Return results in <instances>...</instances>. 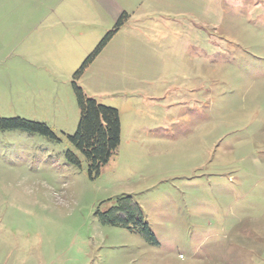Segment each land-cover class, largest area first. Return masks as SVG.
<instances>
[{
    "label": "rangeland",
    "instance_id": "1",
    "mask_svg": "<svg viewBox=\"0 0 264 264\" xmlns=\"http://www.w3.org/2000/svg\"><path fill=\"white\" fill-rule=\"evenodd\" d=\"M112 2L0 0V119L54 136L0 128V264H264V0ZM72 82L120 117L94 178ZM125 198L153 243L99 223Z\"/></svg>",
    "mask_w": 264,
    "mask_h": 264
},
{
    "label": "trees",
    "instance_id": "2",
    "mask_svg": "<svg viewBox=\"0 0 264 264\" xmlns=\"http://www.w3.org/2000/svg\"><path fill=\"white\" fill-rule=\"evenodd\" d=\"M127 18V13L119 14L112 30L102 38L74 73L75 79L84 73L85 69L124 25ZM71 84L79 110V121L76 131L68 137V141L85 160L89 177L94 178L99 175L102 166L109 162L120 144V117L115 108L99 104L95 99L87 97L75 82ZM0 128L37 131L47 137H54L43 124L19 118L0 119ZM66 158L70 163L80 166V160L71 151L67 152ZM96 215L102 225L122 227L132 233L139 234L149 243L154 242V236L144 221L141 211L128 198L119 200L116 205L104 212L97 211Z\"/></svg>",
    "mask_w": 264,
    "mask_h": 264
},
{
    "label": "crops",
    "instance_id": "3",
    "mask_svg": "<svg viewBox=\"0 0 264 264\" xmlns=\"http://www.w3.org/2000/svg\"><path fill=\"white\" fill-rule=\"evenodd\" d=\"M106 1L109 2V3H106V4L114 5V3L112 2L113 0H101L102 4L105 3ZM106 4H105V5H106ZM121 12H122V11H121ZM121 12H119V11L117 12V15H116L115 19H117V17L119 16V14H120ZM123 12L126 13V11H124V10H123ZM114 15H115V13H113V17H114Z\"/></svg>",
    "mask_w": 264,
    "mask_h": 264
}]
</instances>
